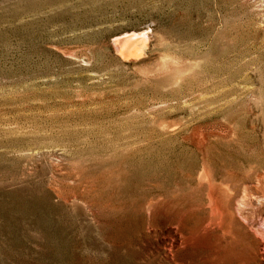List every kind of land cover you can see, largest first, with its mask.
Wrapping results in <instances>:
<instances>
[{
  "label": "rangeland",
  "instance_id": "1",
  "mask_svg": "<svg viewBox=\"0 0 264 264\" xmlns=\"http://www.w3.org/2000/svg\"><path fill=\"white\" fill-rule=\"evenodd\" d=\"M0 264H264V0H0Z\"/></svg>",
  "mask_w": 264,
  "mask_h": 264
},
{
  "label": "bare ground",
  "instance_id": "2",
  "mask_svg": "<svg viewBox=\"0 0 264 264\" xmlns=\"http://www.w3.org/2000/svg\"><path fill=\"white\" fill-rule=\"evenodd\" d=\"M136 35V33H135ZM138 35V34H137ZM144 38V37H143ZM136 39V38H135ZM133 37L128 38L127 40H124L127 42L126 50L129 52H134L136 50V47L141 43L139 40H135ZM235 198V197H234ZM245 198V197H244ZM247 199V198H246ZM250 199V198H249ZM248 200V199H247ZM240 201V200H239ZM243 201V200H242ZM245 201V200H244ZM233 203V202H232ZM239 203V202H237ZM235 224V223H234ZM259 245V243H257Z\"/></svg>",
  "mask_w": 264,
  "mask_h": 264
}]
</instances>
